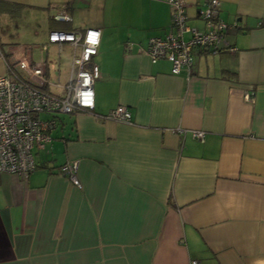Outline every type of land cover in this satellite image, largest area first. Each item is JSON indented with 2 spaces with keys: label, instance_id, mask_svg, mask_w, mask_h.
<instances>
[{
  "label": "crops",
  "instance_id": "0c3cea01",
  "mask_svg": "<svg viewBox=\"0 0 264 264\" xmlns=\"http://www.w3.org/2000/svg\"><path fill=\"white\" fill-rule=\"evenodd\" d=\"M207 1L185 0L187 25L205 29ZM218 1L236 49L195 48L173 74L144 51L166 0H0V74L24 51L67 81L73 47L49 31L100 29L92 111L56 114L36 167L0 172V264H264V0ZM118 105L130 122L99 117Z\"/></svg>",
  "mask_w": 264,
  "mask_h": 264
},
{
  "label": "built area",
  "instance_id": "2783aa9c",
  "mask_svg": "<svg viewBox=\"0 0 264 264\" xmlns=\"http://www.w3.org/2000/svg\"><path fill=\"white\" fill-rule=\"evenodd\" d=\"M172 8L171 25L162 36L147 39L144 51L152 61L164 58L170 62V71L189 74L193 63V50L202 48L211 53L232 52L236 48L225 39L227 23L218 16L219 1L208 0L199 9L205 29L200 30L186 23L185 0H166ZM53 18L69 20L64 11L54 13ZM47 41L66 42L73 47L71 70L67 81L52 83L46 77L44 58L32 60L29 53L10 51L2 54L5 73L0 74V172L24 175L36 167L34 147L41 148L50 140V132L56 124V114L76 111H92L94 94L92 84L98 77V63L94 59L100 41V29L89 27L83 31L56 29L49 31ZM80 52L75 54V47ZM46 44L41 45V50ZM52 84L61 88L59 93L48 89ZM244 99L252 101L250 92ZM43 114L49 115L48 117ZM103 119L130 122V112L118 105L104 115ZM192 135L204 138L202 130H193ZM76 160L59 165V172L80 187L77 178ZM195 260L191 264H195Z\"/></svg>",
  "mask_w": 264,
  "mask_h": 264
},
{
  "label": "rangeland",
  "instance_id": "374dc122",
  "mask_svg": "<svg viewBox=\"0 0 264 264\" xmlns=\"http://www.w3.org/2000/svg\"><path fill=\"white\" fill-rule=\"evenodd\" d=\"M51 69H52V68H51ZM51 71H52V70H51ZM49 74H50L49 76H50L51 81H52V82H55V78H54V76H53V73L51 72V73H49ZM64 82H65V81H64ZM64 82H62V83H64ZM53 90H54V91H58L59 93H61V92L63 91L61 88H58V89H57V88H54ZM42 117H44V115H43Z\"/></svg>",
  "mask_w": 264,
  "mask_h": 264
},
{
  "label": "trees",
  "instance_id": "16d2710c",
  "mask_svg": "<svg viewBox=\"0 0 264 264\" xmlns=\"http://www.w3.org/2000/svg\"><path fill=\"white\" fill-rule=\"evenodd\" d=\"M4 53H5V52H4ZM4 55H7V54L5 53ZM71 113H73V112H71Z\"/></svg>",
  "mask_w": 264,
  "mask_h": 264
}]
</instances>
